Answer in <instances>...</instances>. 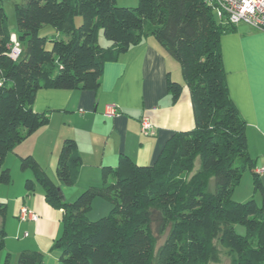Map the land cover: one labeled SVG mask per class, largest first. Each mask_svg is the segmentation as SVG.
<instances>
[{
    "label": "trees",
    "instance_id": "obj_1",
    "mask_svg": "<svg viewBox=\"0 0 264 264\" xmlns=\"http://www.w3.org/2000/svg\"><path fill=\"white\" fill-rule=\"evenodd\" d=\"M212 12L206 0H138L134 8L115 0H23L14 5L21 48L14 61L0 5V185L12 181L6 156L49 124V112L33 111L37 93L96 91L105 64L144 38L152 37L179 65L183 83L166 80L172 103L184 86L190 95L191 130L174 133L150 165L120 155L114 167H101L100 186H89L72 203L62 200L60 186L73 187L79 178L74 139L61 144L57 184L33 156L19 158L20 170L33 175L26 192L37 183L46 203L61 211L63 229L53 248L62 264H264V188L248 152L246 123L229 96L220 47L237 25L217 23ZM43 26L53 29L50 38L39 35ZM245 171L260 206L232 198ZM95 199L107 201L110 211L89 221ZM6 215L0 202L2 222ZM5 238L1 226L0 253ZM40 262L39 252L24 250L16 264ZM2 264H10V254Z\"/></svg>",
    "mask_w": 264,
    "mask_h": 264
},
{
    "label": "crops",
    "instance_id": "obj_2",
    "mask_svg": "<svg viewBox=\"0 0 264 264\" xmlns=\"http://www.w3.org/2000/svg\"><path fill=\"white\" fill-rule=\"evenodd\" d=\"M220 47L229 96L246 123L248 152L258 169L264 165V31L236 30L221 37ZM178 66L157 41L147 37L131 46L116 62L105 64L96 91L37 93L33 111L49 112V124L8 154L11 165L6 163L8 155L4 161L12 176L9 185H0V202L7 205V215L3 222L0 219V227L8 234V254L18 255L31 249L44 254L39 235L57 231L61 212L46 203L37 183L31 193L26 192L24 183L33 175L29 170H20L19 158L31 155L43 169V160L47 158L48 170L54 166L47 174L57 184L54 170L61 144L64 139H74L82 166L73 188L60 186L65 196L99 185L101 167H114L122 154L138 165L152 164L174 133L191 130L194 125L187 87L184 86L176 103H172L166 90L167 77L178 80ZM109 105L117 111L112 118L104 116ZM144 117L153 126V135L141 132ZM259 178L264 188V174ZM23 206L36 213L38 219L21 223L18 215ZM8 208L12 217L8 216ZM3 257L1 254L0 264ZM51 257L57 261L54 253ZM46 259L44 254L40 264H47Z\"/></svg>",
    "mask_w": 264,
    "mask_h": 264
},
{
    "label": "rangeland",
    "instance_id": "obj_3",
    "mask_svg": "<svg viewBox=\"0 0 264 264\" xmlns=\"http://www.w3.org/2000/svg\"><path fill=\"white\" fill-rule=\"evenodd\" d=\"M115 1H116L117 6H119V7H128V8H134V7L137 6V3H138V0H115ZM22 2H23V0H0V5L2 6V8H3L4 12H5V15H6L5 26L9 30V32L11 34L13 33L12 35L15 36V37H16V35L14 34L15 33L14 5L15 4H21ZM212 13H213L212 15H213V18L215 19V21L217 23H219L220 20L218 18L217 12L215 10H213ZM81 21H82L81 17H77L76 20H75L76 25H80ZM244 29L247 30V31L251 30V28H249L248 26H246L244 24H238L237 25V30L238 31H243ZM52 33H54V31L49 26H43L40 29V31H39V35L40 36H47L48 38H50ZM61 36H62V38L65 39L64 35H61ZM99 38L101 40L102 47L104 45H106V40L104 39L102 33H100ZM47 47H49V44H47ZM179 70H180V68H179ZM180 75H181V73L179 71L178 80H175V78L172 79V80L176 81V82L183 83L182 77ZM9 156L10 155H8L9 159H7L6 163L11 165L10 164L11 163V159H10ZM46 159L47 158H45L43 160L44 161L43 162L44 163V168H45L44 170L46 171V173H47V171L52 172V169H54L52 167H54V166L52 164V167L50 166L51 168H50V170H48L49 166H48V162H46L47 161ZM263 159H264V157H263ZM11 178H12V176H11ZM55 179H56V177H55ZM100 184H101V179L99 181V185H91V186L98 187V186H100ZM86 188H88V187H86ZM86 188H83V190H85ZM72 190H77V189L75 188V189H72ZM82 191H79L77 194H75V191H74V193H72V194L70 193V195L67 194L66 196L64 194H62V192H61V194L64 197V200L66 202L72 203L73 201H75V199L80 195V193ZM232 198L235 201H238V202H241V203H244V202L249 201V200H254L258 206L261 205V202H262L261 194L255 192L253 179H252V176H251L249 171H245L243 173L239 184L235 187V189L233 191ZM9 210H10V208H8V211ZM109 211H110V205H109V203L107 201H105L103 199H95L94 202L92 203L91 210L87 213L86 216H87V219L89 221H95V220H97V219H99L101 217H104V216L108 215ZM8 216L12 217V214H11L10 211L8 212ZM61 216H62V214L60 212L59 213V221H58L59 224L57 225V231L46 232L45 235H42V236L39 235V239L38 240H39L40 244L42 245V247L44 248V254H45V257L47 258L46 259V263L47 264H55V263L56 264H62L60 262V260H59L60 252L53 248V245H54L55 241L61 236V233H62L63 223H62ZM15 221L17 222L16 219H15ZM237 228H239V227H237ZM5 232H6V230H5ZM7 241H8V234L6 232L5 244H6ZM162 241H163V239H162ZM28 251L39 252L41 254V259L44 256L43 252H41L39 250L31 249V250H28ZM7 252L8 251L4 248V250L0 253V256H1V254L2 255L4 254V257H5ZM51 253H54V255L57 257V261L55 259H53V257H51ZM9 254L11 255L10 256V264H16L19 254L18 255H13L11 252H9ZM4 257H3V259H4ZM225 261H226L225 263L228 262L227 260H225Z\"/></svg>",
    "mask_w": 264,
    "mask_h": 264
},
{
    "label": "built area",
    "instance_id": "obj_4",
    "mask_svg": "<svg viewBox=\"0 0 264 264\" xmlns=\"http://www.w3.org/2000/svg\"><path fill=\"white\" fill-rule=\"evenodd\" d=\"M218 14V18L222 23H230L233 25L244 24L253 30L264 31V0H206ZM21 54V49L17 38L11 36V45L9 57L16 61ZM117 115L115 106L106 107L104 116L112 118ZM141 132L145 136L153 135V126L148 118L144 117L141 121ZM257 175L264 174V165L255 169ZM18 219L21 222L36 221L38 216L32 210L21 207ZM25 234L24 236H26Z\"/></svg>",
    "mask_w": 264,
    "mask_h": 264
},
{
    "label": "water",
    "instance_id": "obj_5",
    "mask_svg": "<svg viewBox=\"0 0 264 264\" xmlns=\"http://www.w3.org/2000/svg\"><path fill=\"white\" fill-rule=\"evenodd\" d=\"M62 200H64V197L62 196Z\"/></svg>",
    "mask_w": 264,
    "mask_h": 264
}]
</instances>
